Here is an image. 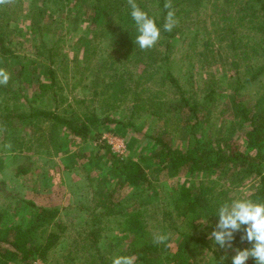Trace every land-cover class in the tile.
<instances>
[{
  "label": "rangeland",
  "instance_id": "obj_1",
  "mask_svg": "<svg viewBox=\"0 0 264 264\" xmlns=\"http://www.w3.org/2000/svg\"><path fill=\"white\" fill-rule=\"evenodd\" d=\"M157 1L147 2L155 5ZM79 3L80 0H12L7 5L11 10L9 43L24 57L32 73L29 82L20 78L12 81L13 88L21 92L19 109L31 113V108H43L77 116L94 109L101 124L91 127L84 137L61 128L58 148L47 145L45 123L29 118L22 122L13 117L14 126L7 129H14V140L0 126V236L10 238L13 226L33 219L36 209L29 205L32 202L55 209V217L45 221L61 225L57 229L49 223L47 230H60L61 238L46 259H36L33 264H97V253L90 246L91 232L96 233L98 249L111 264L116 256H134L128 229L132 215L152 236L168 235L165 243L157 244L158 264H179L181 259L189 264H231L236 247L224 249L209 238L218 218L199 220L189 230L175 214L174 205L181 188L198 189L200 183L212 185L215 192L226 191L228 202L250 199L259 187L260 176L230 165L190 175L182 169L175 171L155 156L160 145L154 137H162L179 150L193 143L197 135L201 141L219 147L224 136L254 157L255 149L247 146L244 137L246 122L241 110L250 108L263 92L264 73L260 81L235 90L237 72L215 36L209 4L206 0H188L182 18L176 21L181 31L172 41L167 67L184 96L199 104L195 117L189 119L186 108L182 112L173 110L170 119L157 117L145 106L131 116L135 91L144 96L153 93L172 103L173 108L180 104V96L173 87L163 86L159 75L150 80L148 74H143L142 65L134 64V58L113 54L107 38L100 32L96 34L97 27L86 19V6ZM114 68L126 69L122 88L128 91L120 92L117 101L110 99L105 104L103 100H108L112 90L110 82L118 81L113 77ZM50 69L54 71L52 80ZM238 71L242 80L247 77L243 65ZM43 83L50 86L42 87ZM107 89L106 95L100 94ZM211 91L214 100L209 102L205 98L211 97ZM107 105H112L110 110H106ZM107 117L115 121H104ZM190 125H196V136ZM114 153L124 160L142 161L150 186L119 187L117 178L110 173ZM259 169L264 177V158ZM105 192L112 197L114 212L110 214L96 206L98 197ZM178 230L202 237L209 247L186 239Z\"/></svg>",
  "mask_w": 264,
  "mask_h": 264
},
{
  "label": "trees",
  "instance_id": "obj_2",
  "mask_svg": "<svg viewBox=\"0 0 264 264\" xmlns=\"http://www.w3.org/2000/svg\"><path fill=\"white\" fill-rule=\"evenodd\" d=\"M148 0H136L138 6L146 11L153 18L160 28V39L158 43L149 50H141L135 44L138 35L134 21L131 18V8L127 0H80L79 5L86 6V19L97 27L96 34L100 32L108 40L110 51L121 58H134V64L142 65L143 74H148L149 79L157 75L160 77L161 84L173 87L174 93L180 96V104L172 107V103L164 101L161 97H154L153 93L148 96L133 92V105L130 115L136 113L141 107L157 117L168 116L174 111L182 112L186 108V116L189 119L195 117L199 104L196 101L187 99L176 78L169 71L167 63L172 49V41L181 31L177 22L172 31H164L163 25L169 9L164 7L166 0H158L155 5H150ZM188 0H172L175 21L182 18L184 4ZM211 10V23L214 25V33L230 60V65L237 72L235 90L240 89L246 84L260 81L259 77L264 73V0H206ZM6 5H0V68L10 73V80L7 85H0V126L4 127L8 136L13 140L15 136L12 118L17 117L22 122L34 119L35 123H45L47 135L45 140L47 145L59 147V137L61 128L69 130L74 136L84 137L88 134L91 127L101 124L97 112L94 109H86L80 115H60L51 109L31 108V113L19 109V89L13 88L12 81L19 78L24 83L29 82L32 73L28 65L24 62L23 56L16 53L9 43V21L10 11ZM128 59V58H127ZM257 59V61H256ZM255 63H252V62ZM260 61V62H258ZM52 59L50 63H53ZM244 66L245 77L243 80L238 69ZM119 68H114L113 77L118 81L110 82L112 90L108 93V100L104 98L105 104L110 99L117 101L120 92H127L123 89L124 72ZM54 71L49 70V78L52 80ZM122 83V84H121ZM50 84L43 83L42 87H49ZM109 87V85L107 86ZM109 89L100 94L106 95ZM213 91H211L210 96ZM99 93L95 94L97 97ZM213 101L211 97L205 98ZM12 103V105L10 104ZM18 103V104H17ZM107 105L106 110H110ZM134 108V109H133ZM242 108V107H241ZM239 109V108H238ZM133 113V114H132ZM241 118L246 122L244 127V137L247 146L255 149V156L250 157L238 146L233 145L230 138L222 137L223 144L215 147L212 144L201 141L199 136L185 149L173 148L167 140L162 137H154L160 145V150L155 156L163 159L175 171L184 170L190 175L195 172H212L226 166H238L241 171L260 176L259 187L249 196L256 202H264V177L260 173L259 164L264 158V89L256 97L250 108L241 110ZM170 119V118H169ZM104 121H115L108 117ZM120 123V121H117ZM129 126L126 123H121ZM196 136V125L189 127ZM43 136V138H44ZM109 149V148H108ZM110 150V149H109ZM110 173L117 178L119 187L133 186L134 188H146L150 186V178L143 167L142 161L134 159H121L112 154ZM1 163V162H0ZM2 165L0 164V168ZM244 176V175H242ZM198 189L183 187L174 205V212L183 219V226L189 230L196 227L197 222L202 219L218 218L217 208L224 202H228L227 192L218 190L215 192L212 185L200 183ZM111 194L105 192L98 197L96 206L101 207L107 214L113 213L114 209ZM29 205L35 207L34 217L28 223H19L11 228V237L0 236V264H33L36 259L44 260L50 250L56 246L61 238V231L47 230L52 223L53 226L60 227L58 221H48L55 217L56 210L48 209L43 206H36L32 202ZM1 217V215H0ZM40 222V223H38ZM128 229L131 231L130 248L135 257V264H158L160 259L159 248L153 242V236L147 231L145 225L132 215L128 220ZM39 225H42L39 229ZM179 234L188 240L195 241L206 248L209 247L207 241L202 237L195 236L189 231L178 230ZM90 246L95 248L97 253V264H111L105 255L98 249L96 233L90 234ZM241 233L235 234L233 246L239 249L250 247L247 242H241ZM179 264H189L181 259ZM247 264H255L251 258Z\"/></svg>",
  "mask_w": 264,
  "mask_h": 264
},
{
  "label": "clouds",
  "instance_id": "obj_3",
  "mask_svg": "<svg viewBox=\"0 0 264 264\" xmlns=\"http://www.w3.org/2000/svg\"><path fill=\"white\" fill-rule=\"evenodd\" d=\"M12 0H0V5L11 3ZM131 8V18L135 23L138 35L135 44L141 50H149L155 47L160 39V28L148 13L142 10L136 0H127ZM164 7L169 9L163 25L164 31H172L175 26L172 0H166ZM10 73L0 68V85H7ZM218 222L209 238L215 245L224 249H232L235 234L241 233V242H247L250 247L234 249L231 264H247L251 258L255 264H264V202H256L251 199L238 198L231 202L222 203L216 210ZM169 239L166 234H154L153 242L163 244ZM112 264H135V257L131 255H119L113 258Z\"/></svg>",
  "mask_w": 264,
  "mask_h": 264
}]
</instances>
